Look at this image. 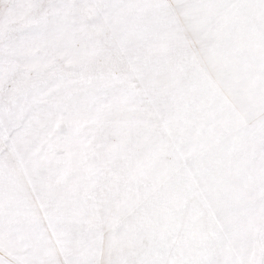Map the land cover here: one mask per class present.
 Segmentation results:
<instances>
[{
    "label": "snow or ice",
    "instance_id": "obj_1",
    "mask_svg": "<svg viewBox=\"0 0 264 264\" xmlns=\"http://www.w3.org/2000/svg\"><path fill=\"white\" fill-rule=\"evenodd\" d=\"M0 264H264V0H0Z\"/></svg>",
    "mask_w": 264,
    "mask_h": 264
}]
</instances>
